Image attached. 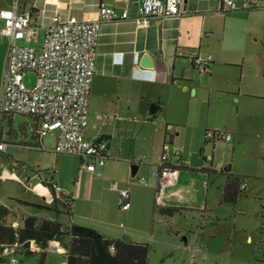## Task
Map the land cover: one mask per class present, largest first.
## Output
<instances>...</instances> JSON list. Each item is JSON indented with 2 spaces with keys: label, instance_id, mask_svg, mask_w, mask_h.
Returning a JSON list of instances; mask_svg holds the SVG:
<instances>
[{
  "label": "crops",
  "instance_id": "crops-1",
  "mask_svg": "<svg viewBox=\"0 0 264 264\" xmlns=\"http://www.w3.org/2000/svg\"><path fill=\"white\" fill-rule=\"evenodd\" d=\"M139 1L20 0L23 9L38 10L32 22L42 29L55 14L63 18L71 15L87 18L95 14L101 4L120 11L127 9L130 14L125 19L104 21L98 39L86 137L104 139L109 144L106 163L99 167L103 175L97 176L83 168V160L76 156L78 163L72 169L39 166L32 168L34 173L20 176L30 178L31 187L23 184L26 189L55 182L59 198L55 201L57 213L65 211L61 204L71 201L67 212L72 218L65 226L89 225L110 238L154 245L158 240L155 229L161 223L155 203L156 180L145 184L140 179L149 176L158 164L164 142L183 147L184 161L177 156L170 158L171 163L180 168V173L176 185L167 189L163 207L196 208L205 213L216 209L215 202L225 185L224 181L212 187L209 180L201 183L193 174L196 170L209 172L223 167L220 162L214 164L217 143L223 140H208L206 132L209 128L227 130L233 134L229 141L241 144L249 130L264 131L262 107H249L247 102L240 104L243 98L257 103L264 99V0H235L237 9L227 8L223 0H184L181 15L152 17L145 27L139 26L135 19ZM13 4L14 0H0V10L11 8ZM196 52L212 56L205 71L193 65L192 55ZM7 56L8 40L0 36V101ZM206 93L210 98L213 93L232 95L238 104L237 110H226L223 120H214L213 125L209 124V115L202 122L197 119L200 116L198 105ZM153 104L158 106L156 112L152 111ZM15 115L5 117L11 122L9 138L2 137L7 145L42 153L53 151L55 133L44 136L43 148L36 147L34 131L38 119L23 115L26 119L15 129ZM207 149L213 152L209 162L205 158ZM6 150L7 147L3 152ZM18 160L14 163L18 164ZM229 168L234 174L247 175L234 171L232 165ZM0 176H11V171L0 169ZM112 183L118 188H113ZM128 183L131 207L122 210L119 188ZM10 199L19 204L33 203L14 196ZM43 205L48 206L43 207L45 210H54L47 200ZM119 209L127 224L121 228L117 225ZM161 215L166 216V213L161 212ZM207 217L202 215L203 231L210 230L205 226ZM39 218L55 219L47 215ZM9 220L23 226L16 218L9 217Z\"/></svg>",
  "mask_w": 264,
  "mask_h": 264
},
{
  "label": "built area",
  "instance_id": "built-area-1",
  "mask_svg": "<svg viewBox=\"0 0 264 264\" xmlns=\"http://www.w3.org/2000/svg\"><path fill=\"white\" fill-rule=\"evenodd\" d=\"M223 2L229 9L239 8L235 0ZM183 4L184 0H140L136 22L145 27L152 17L179 16L183 12ZM37 14L35 8L23 9L20 0H14L11 8L0 10V36L8 40L0 101V152L7 147L1 131L3 117L30 115L38 119L34 131L36 147L43 148L44 136L55 133L53 151L80 157L83 168L102 176L99 167L106 163L109 144L104 139L90 140L86 137L98 39L104 21L125 19L130 14L127 9L120 11L101 4L96 13L87 18L74 15L63 18L55 14L43 29L32 22ZM192 62L195 68L205 71L212 62V56H201L196 52L192 55ZM26 71H34L37 75V83L33 87H28L24 81ZM205 138L229 141L233 134L227 130H209ZM183 155V147L172 146L171 142L165 141L158 164L151 169L149 176L140 179L145 184L156 180L157 207L165 206L167 189L176 185L179 179L180 168L172 164L170 158L177 156L183 162ZM87 158H92V161H85ZM21 182L27 188L31 187L29 177L22 176ZM112 187L118 188L115 183ZM119 205L122 210L131 207L129 183L119 188ZM54 249L65 251L56 240L47 246L48 251ZM23 250L24 242L7 245L3 253L8 257V264H19L17 256Z\"/></svg>",
  "mask_w": 264,
  "mask_h": 264
},
{
  "label": "rangeland",
  "instance_id": "rangeland-1",
  "mask_svg": "<svg viewBox=\"0 0 264 264\" xmlns=\"http://www.w3.org/2000/svg\"><path fill=\"white\" fill-rule=\"evenodd\" d=\"M24 81L28 87H33L37 83L36 73L26 71ZM204 97L201 105H198L200 116L197 117L202 122L209 115L211 118L209 124L213 125L214 120L215 122L223 120L226 110H237L238 104L233 100L232 95L213 93L210 98L206 93ZM262 100L257 103L250 102L249 99L245 101L243 98L240 104L247 102L249 107H262L264 112V99ZM24 119L26 117L23 115L16 114L13 127L18 129L19 123ZM10 125L8 119H3L1 122L2 137L5 140L9 138ZM249 131L241 144L236 140L222 141L217 143L215 149L214 164L220 162L223 168L232 165L234 171L247 174L240 175L242 183L246 185L243 186L237 201L221 203L220 196L215 202L216 209L205 213L196 208H181L174 214L162 216L158 208L157 219L161 221L155 229V237L158 240L154 245L149 243L151 250L148 264H264V131L257 132L253 129ZM47 140L50 141L49 136ZM211 154L212 151L209 152L208 149L205 151L206 161H210ZM17 159L19 162L15 164ZM78 159L71 154L55 151L42 153L8 144L7 150L0 152V169H9L12 177L0 176V202L10 206L9 217L18 219L21 225L27 214H34L38 218L43 215L51 216L63 225L70 223L72 216L68 214L65 205L60 206L65 211L57 213L55 192L49 184H46V187L26 189L20 175L30 174L31 171L34 173L35 169L32 168L39 166H63L72 169L78 163ZM193 174L201 183L205 179L209 180L210 185L215 188L226 182L228 178L226 172L221 171L219 167L209 172L196 170ZM11 196L27 199L33 203L30 205L15 203L10 199ZM44 196L54 210H45V207L39 206L45 204ZM118 211L117 225L121 228L123 224H127L123 211L120 209ZM203 214L206 217L210 216L206 218L205 223L206 229L210 230H202ZM17 257L19 264H38L41 254H25ZM44 264H66V254L56 249L49 250Z\"/></svg>",
  "mask_w": 264,
  "mask_h": 264
},
{
  "label": "trees",
  "instance_id": "trees-1",
  "mask_svg": "<svg viewBox=\"0 0 264 264\" xmlns=\"http://www.w3.org/2000/svg\"><path fill=\"white\" fill-rule=\"evenodd\" d=\"M229 167L220 168L228 176L221 194V203H235L245 184L242 183L241 176L231 172ZM47 184L52 187L55 201L58 202L55 182L50 181ZM63 205L67 210L71 209V201L66 200ZM39 206L48 207L40 204ZM159 208L166 214H174L178 211L175 207ZM9 214L10 209L0 203V263L8 264V257L3 253L4 248L19 241L24 242L25 249L19 252V255L40 253L38 264H44L47 246L53 240L64 246L66 264H148L149 262L151 246L147 242L110 238L89 225L72 223L65 226L58 220L39 219L36 215L24 217L23 226L16 227L9 220Z\"/></svg>",
  "mask_w": 264,
  "mask_h": 264
},
{
  "label": "water",
  "instance_id": "water-1",
  "mask_svg": "<svg viewBox=\"0 0 264 264\" xmlns=\"http://www.w3.org/2000/svg\"><path fill=\"white\" fill-rule=\"evenodd\" d=\"M157 109H158V106H157L156 104H153V105H152V111H153V112H156Z\"/></svg>",
  "mask_w": 264,
  "mask_h": 264
}]
</instances>
